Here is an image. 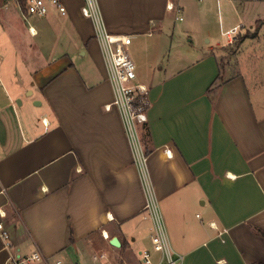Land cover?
Wrapping results in <instances>:
<instances>
[{
  "label": "crops",
  "instance_id": "obj_1",
  "mask_svg": "<svg viewBox=\"0 0 264 264\" xmlns=\"http://www.w3.org/2000/svg\"><path fill=\"white\" fill-rule=\"evenodd\" d=\"M64 2L68 13L52 10L40 27L13 2L2 12L0 222L21 253L49 264H138L152 246L144 175L120 111L106 108L114 89L83 0ZM102 10L112 32L140 37L131 54L150 89L146 170L173 250L182 264H264V70L242 68L237 52L224 62L223 48L143 74L159 40L115 31L130 27ZM7 257L0 230V264Z\"/></svg>",
  "mask_w": 264,
  "mask_h": 264
},
{
  "label": "rangeland",
  "instance_id": "obj_2",
  "mask_svg": "<svg viewBox=\"0 0 264 264\" xmlns=\"http://www.w3.org/2000/svg\"><path fill=\"white\" fill-rule=\"evenodd\" d=\"M5 2L0 0V30L3 10L14 6L12 2ZM101 4L105 12L117 19L118 24L130 27L115 31L135 34L137 32L134 31H138L143 43L149 47L155 44V39L159 40L157 49L150 48L153 67L144 64L143 74H153L162 68L175 69L193 62L211 49L219 51L223 48L224 62L237 52L234 59L238 57L242 68L264 70V0H180L183 7L180 12L167 10L166 0H101ZM45 16L33 15L30 21L40 27ZM151 18H154L158 26L153 27ZM146 20L148 28L145 31L140 32L133 27ZM60 22L54 21L53 24ZM234 27H237V31L230 38L227 31ZM149 31H152L153 37L148 36ZM248 32L252 35L239 41L238 36ZM26 38L31 43L29 51H32L39 36L32 37L29 34ZM139 38L133 39L131 50ZM77 59V66L81 69L91 65L86 58L77 56Z\"/></svg>",
  "mask_w": 264,
  "mask_h": 264
},
{
  "label": "built area",
  "instance_id": "obj_3",
  "mask_svg": "<svg viewBox=\"0 0 264 264\" xmlns=\"http://www.w3.org/2000/svg\"><path fill=\"white\" fill-rule=\"evenodd\" d=\"M22 10L24 18L29 22L33 15L45 16L52 10L61 15L68 13L64 0H10ZM167 9L170 11L183 10L180 0H168ZM81 12L84 17L92 20L95 29V38L99 40L107 64L108 73L114 89V99L106 105L110 110L113 106L120 111L127 133L131 140L135 161L142 169L147 192V203L144 208L145 218L151 220V247L141 249L138 264H182L183 254L176 253L170 243L168 232L162 217L158 200L148 180L146 170L147 152L142 139V127L148 122L150 106L149 87L138 81L137 64L131 54L133 35L129 33L112 32L106 23L100 0H83ZM183 19V17H180ZM153 24H155L153 22ZM30 31L35 34L30 25ZM237 27L227 31L232 34ZM1 235L4 247L8 251L5 264H38L45 263V256L39 250L21 253L20 247L15 244L9 231L0 222ZM105 258V255L95 256L96 260ZM53 264H64L62 259L54 260Z\"/></svg>",
  "mask_w": 264,
  "mask_h": 264
},
{
  "label": "trees",
  "instance_id": "obj_4",
  "mask_svg": "<svg viewBox=\"0 0 264 264\" xmlns=\"http://www.w3.org/2000/svg\"><path fill=\"white\" fill-rule=\"evenodd\" d=\"M260 21V20H259ZM258 21V22H259ZM257 22V23H258ZM258 26V25H257ZM252 35L250 32H248L246 35H239V41H242L246 36H250ZM238 39V38H237ZM147 136H148V130L146 128V124L142 127V139H143V142H144V145H145V148H146V140H147ZM146 152L148 153L147 151V148H146Z\"/></svg>",
  "mask_w": 264,
  "mask_h": 264
},
{
  "label": "water",
  "instance_id": "obj_5",
  "mask_svg": "<svg viewBox=\"0 0 264 264\" xmlns=\"http://www.w3.org/2000/svg\"><path fill=\"white\" fill-rule=\"evenodd\" d=\"M111 244L116 246V247H120L121 246V241L118 237H114L111 239Z\"/></svg>",
  "mask_w": 264,
  "mask_h": 264
}]
</instances>
